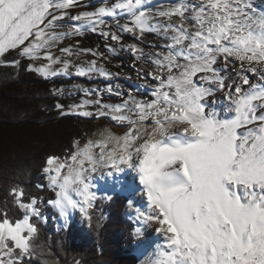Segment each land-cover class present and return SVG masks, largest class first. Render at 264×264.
<instances>
[{
    "label": "snow or ice",
    "instance_id": "obj_1",
    "mask_svg": "<svg viewBox=\"0 0 264 264\" xmlns=\"http://www.w3.org/2000/svg\"><path fill=\"white\" fill-rule=\"evenodd\" d=\"M98 3L75 11L86 7L83 0H0V57L15 51L30 61L43 59L27 70L45 78L71 68L78 76H108L97 66V60L108 62L99 48H82L76 40L53 54L69 37L98 34L141 63L138 75L152 90L151 98L129 92L118 104L84 99L61 111L88 117L91 112L79 110L95 104L99 116L126 130L105 128L83 146L75 141L64 158L48 155L42 171L56 197L49 203L65 218L78 209L90 223L97 201L92 173L129 169L146 198L136 219L154 225L162 238L153 264H264V11L256 12L250 0ZM127 33L137 42L147 34L158 40L145 52L138 43H124ZM102 46L116 54L112 44ZM82 53L96 59L86 67L74 64L70 57ZM216 92L228 101L227 118L208 110ZM10 196L11 204L0 205V264H34L37 221L46 218L36 197L23 199L22 188L10 189Z\"/></svg>",
    "mask_w": 264,
    "mask_h": 264
},
{
    "label": "trees",
    "instance_id": "obj_2",
    "mask_svg": "<svg viewBox=\"0 0 264 264\" xmlns=\"http://www.w3.org/2000/svg\"><path fill=\"white\" fill-rule=\"evenodd\" d=\"M28 64L15 51L0 57V205L11 204L13 187L24 190L25 201L37 198L46 219L37 221L34 264H138L131 246L135 223L125 212L128 200L121 192H113L111 199L98 196L89 210L90 223L76 212L57 225L59 215L49 203L55 193L42 171L45 158L67 156L85 130L75 117L61 114L51 81L27 70Z\"/></svg>",
    "mask_w": 264,
    "mask_h": 264
},
{
    "label": "rangeland",
    "instance_id": "obj_3",
    "mask_svg": "<svg viewBox=\"0 0 264 264\" xmlns=\"http://www.w3.org/2000/svg\"><path fill=\"white\" fill-rule=\"evenodd\" d=\"M152 2V1H151ZM174 2V0H154L151 4L156 6L163 3ZM86 7L78 8L75 11H91L94 7H98V0H83ZM90 5V6H88ZM153 38H151V37ZM150 37V38H149ZM76 40H79L80 46L82 48H99L101 52H104L105 56L108 58V62L102 60H97V66L102 67L111 75L101 76L99 73L93 72L86 76L76 75L75 68L70 69V74L68 75H58L55 77H48L51 81V88L61 90L56 95L59 97L58 103L62 104L64 108L58 109L60 112L69 113L70 105L81 104L82 100H97L100 99L102 103L107 104H118L123 99L127 98V93L131 92L133 94L139 93L140 96H147L151 98V88L145 86L142 72L138 75L141 69V63L134 64V57L127 52V50H120L119 45L114 42L108 41L107 39L99 36L98 34L86 32L84 35L78 37H69L60 42L59 47L53 49V54L60 56L61 53L59 48L66 47L70 44H74ZM125 44L138 43V46L143 48L145 52L149 51L150 46L158 40L154 34H147L143 42H137L135 38L130 34H124L123 37ZM112 44L113 47L117 49L116 54H109L102 45ZM27 59V58H26ZM74 64H79L81 66H87V62L96 59L95 57L82 53L80 55H74L70 57ZM28 60V59H27ZM29 63H34L36 65L46 63L43 59L37 61H30ZM60 65H55L54 68H59ZM150 80V78H149ZM111 86L114 89L113 93H108L106 91L107 87ZM81 89H92L91 95H86ZM100 91L97 92L96 90ZM119 91L124 93L123 96H117L114 93ZM80 112L89 111L92 113L91 116L85 117L79 114H65L71 115L77 119L81 126L85 130V137L80 140V145L91 139H99V133L105 128H108L111 123H113L107 117H101L97 114V105L89 104L79 110ZM98 152V149L96 150ZM134 180V179H133ZM118 191L127 196V206L125 207V212L135 223L134 238L131 241V246L138 255L139 263L145 258V246L149 244V240L153 239V231L149 230L148 225L143 223V221L136 219V209L134 207L143 199L140 195V191L137 189L136 185L129 177L122 180L116 186L109 188L107 191L96 192L97 197H108L113 192ZM75 198V197H74ZM129 201H132V206H129ZM55 208V207H54ZM59 218L57 220V225L62 226L68 223L71 218L79 212L78 209H69V214L67 218L60 215L59 210L55 208ZM142 210V209H141ZM143 211V210H142ZM139 228L140 232L137 234L136 229Z\"/></svg>",
    "mask_w": 264,
    "mask_h": 264
},
{
    "label": "bare ground",
    "instance_id": "obj_4",
    "mask_svg": "<svg viewBox=\"0 0 264 264\" xmlns=\"http://www.w3.org/2000/svg\"><path fill=\"white\" fill-rule=\"evenodd\" d=\"M151 1L153 2L154 0ZM250 3L252 5V8L256 12L264 11V0H250ZM227 104L228 101L224 96V94L221 92H216L213 96H210L207 99L208 110L215 109L218 113L221 114L222 118H227L229 115L227 113ZM108 128L117 133L126 130L120 128L119 126H116L114 122L111 123ZM107 172L108 169H105L103 167H98L97 171L92 173L93 191L95 192L107 191L109 188L116 186L118 183H120L122 180L126 179L127 177H129L130 180L133 181V184H135L137 189L140 191L138 177L136 176V173L133 172L132 170L125 169L123 173L114 174L113 176L107 175ZM145 207H146V198H143L134 207V209L140 208L142 210H145ZM147 225L149 230L153 231L154 238L149 240V244L147 245V247L145 246L146 254L141 264H153L154 260L158 257V246L162 243V238L159 236V234L155 232V226L152 224H147Z\"/></svg>",
    "mask_w": 264,
    "mask_h": 264
},
{
    "label": "water",
    "instance_id": "obj_5",
    "mask_svg": "<svg viewBox=\"0 0 264 264\" xmlns=\"http://www.w3.org/2000/svg\"><path fill=\"white\" fill-rule=\"evenodd\" d=\"M68 116H71V115H68Z\"/></svg>",
    "mask_w": 264,
    "mask_h": 264
}]
</instances>
